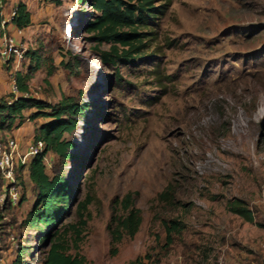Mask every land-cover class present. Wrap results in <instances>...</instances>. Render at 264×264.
<instances>
[{"label":"rangeland","instance_id":"rangeland-1","mask_svg":"<svg viewBox=\"0 0 264 264\" xmlns=\"http://www.w3.org/2000/svg\"><path fill=\"white\" fill-rule=\"evenodd\" d=\"M25 2L34 19L21 37L25 51L48 57L32 73L31 94L88 104L64 135L74 143L71 157L46 154L47 172L71 187L56 229L68 252L84 255L85 264H124L145 253L158 264H264V0H156L163 11L143 55L115 66L100 64L72 32L75 15L76 24L83 18L77 0ZM28 64L23 54L12 70ZM21 180L20 201L0 209V264H44L49 239L23 224L34 193L26 172ZM128 192L142 222L112 255L107 223ZM233 198L247 204L252 222L229 211ZM169 219L184 227L166 246Z\"/></svg>","mask_w":264,"mask_h":264},{"label":"trees","instance_id":"trees-1","mask_svg":"<svg viewBox=\"0 0 264 264\" xmlns=\"http://www.w3.org/2000/svg\"><path fill=\"white\" fill-rule=\"evenodd\" d=\"M47 1L60 2V0ZM4 2L6 0H0V5ZM77 2L83 18L79 23L77 18L75 24L77 27L74 26L72 32L76 30L79 36L89 43L100 64L111 66L117 63H132L143 55L151 40L152 20L163 11L162 7L156 4V0H77ZM12 22L19 28L31 25V14L25 3H17ZM24 57L29 60L27 70L15 72L20 92L29 91L28 80L32 77V73L48 59V57L43 59L37 48L27 49ZM61 63L64 66L68 65L62 61ZM54 67V64L49 66L47 76L53 73ZM31 109L33 111L27 115L30 121L44 119L40 124H36L33 137L43 141L44 149L33 156L27 166L18 167L19 184L22 175L26 172L34 193V203L23 224L39 231V241L49 239L44 264H85V256L78 251L68 252L70 248L68 241H63L56 230L62 216L68 212L71 187L61 173L47 172L44 156L50 152L61 160L71 157L70 149L74 147V143L64 135L71 133L77 127L78 117L84 115L88 104L80 102L75 96L64 94H61L60 99L54 103L30 96H18L11 103H7L5 96H0V134L10 133L12 129L19 127L25 121L24 112ZM262 129L264 130V123ZM169 187L159 194L161 199L168 200ZM8 205L11 204L6 203L3 208ZM82 207L85 208V205ZM227 208L245 220L253 221L252 212L242 199L229 200ZM141 222V210L135 206L131 193L128 192L119 200H115L107 223L112 255L117 253V244L124 236H134ZM162 224L165 230V245L169 246L173 242V235L180 233L184 224L177 219L163 220ZM72 227L73 233L78 237L81 229ZM26 253L27 250L23 249L18 255L22 257ZM158 263V256L145 253L137 255L124 264ZM12 264L23 263L20 258H16Z\"/></svg>","mask_w":264,"mask_h":264},{"label":"built area","instance_id":"built-area-1","mask_svg":"<svg viewBox=\"0 0 264 264\" xmlns=\"http://www.w3.org/2000/svg\"><path fill=\"white\" fill-rule=\"evenodd\" d=\"M5 5V2L0 5V61L10 81V92L5 97V101L11 103L18 96L29 97L30 94L18 90L15 71L12 70L23 58L25 52V46L21 41L24 30L16 27L12 22L16 6L10 7L8 13H5ZM43 149L42 140L33 138L22 145L14 135L0 134V209L6 203L15 205L20 201V184L17 180L18 167L20 165L27 166L30 159L42 152ZM44 161L46 166L50 165L48 155L44 156ZM260 192L262 201H264V181L261 184ZM232 264H240V262L236 260Z\"/></svg>","mask_w":264,"mask_h":264},{"label":"crops","instance_id":"crops-1","mask_svg":"<svg viewBox=\"0 0 264 264\" xmlns=\"http://www.w3.org/2000/svg\"><path fill=\"white\" fill-rule=\"evenodd\" d=\"M18 2L25 3L27 9L29 10V4H27V2H25V0H11L10 7L16 6ZM5 4H7V2H5ZM10 7H5L4 8L5 9V13H8ZM30 14H31V25H29L26 28H23L24 32H26L30 27L34 26V25H32L33 22H34L33 15H32L31 12H30ZM18 65H19V62H17V65L15 66V69H17L16 67ZM2 67H3V64L0 61V69H2ZM17 71L18 70H15V72H17ZM6 77H1V75H0V96H5V97L8 96V94L10 92V81H9L8 75H6ZM7 79L9 81L8 84H7V81H6ZM30 79L28 80V86H29L28 93L30 94V97H35L37 99H41V98L36 97V96H33L31 94L32 88H31ZM32 111H33V109L25 111L24 112V114L26 116L25 121L19 127L15 128V129H12V131L10 133H7L9 135H14L16 138H18L22 145H25L27 142H29L30 140H32L33 137H34V128H35V126H32L31 125V127H30V125H29V124H32V122H34V121H30L27 118V115L30 114V112H32Z\"/></svg>","mask_w":264,"mask_h":264},{"label":"bare ground","instance_id":"bare-ground-1","mask_svg":"<svg viewBox=\"0 0 264 264\" xmlns=\"http://www.w3.org/2000/svg\"><path fill=\"white\" fill-rule=\"evenodd\" d=\"M75 18H76V15H75V17H74V19H73V22H72V23H74V24H76Z\"/></svg>","mask_w":264,"mask_h":264}]
</instances>
